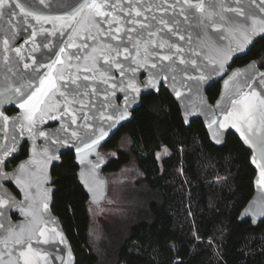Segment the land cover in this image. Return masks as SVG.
I'll return each instance as SVG.
<instances>
[{
    "label": "water",
    "instance_id": "1",
    "mask_svg": "<svg viewBox=\"0 0 264 264\" xmlns=\"http://www.w3.org/2000/svg\"><path fill=\"white\" fill-rule=\"evenodd\" d=\"M10 2L14 4L17 0H10ZM19 2L25 6L26 10L33 11L35 15L42 17H60L70 14L71 9H69V5L78 6L83 0H43V3H41V0H19ZM154 2L160 4L162 3V0H154ZM191 2L197 3L198 0H191ZM258 2L259 0H257V3ZM172 3L173 0H169V4ZM213 3L216 4L215 9L210 7ZM205 8L208 13L207 19L200 16V13H196L195 16L191 15V10H185L184 15H180L181 6L179 4H177L174 9H169L166 14L165 12L157 11L156 9H153L151 13H145L149 19L144 21V23L151 25V28H148L145 31V35H147V32H153L155 33L153 40H155L156 45L158 46L160 43L166 45L163 49L154 46L155 51L152 53L153 57L157 55L160 57L168 55L172 56V60L152 59L149 61V63H157L158 69H162L156 87L147 84V81L150 78L149 69L137 68L135 81L140 91L133 94L135 97L134 99L132 96L129 97L127 117L111 128L109 127L110 122L106 123L100 119L101 112H105V115H108L111 114L112 111L105 101L106 93L104 91L109 87L111 80H109V84L103 82L106 78L101 76V72L104 71L102 67L103 60L100 58L98 52L94 53L92 51L93 48H98L100 44H93L91 40L85 41L75 37L69 41L68 37L71 33L66 27L61 26L62 22L60 21H56L54 27L51 21H38L34 16H25L24 13L20 12L19 8L4 10L5 14L0 17V92L18 87L22 82L21 77L28 79L33 75L32 67L50 64L56 59L57 55H59L64 61V65L58 67L63 68L62 74L65 77V82L79 77L77 84L80 85V87L76 91L71 92L69 98L72 99L74 97L80 104L85 105L83 109L79 107L71 109L76 112L77 123L76 125L70 126L67 134L63 131H58L61 130L60 120L46 119L44 123L39 125L40 130L45 132L57 130L58 135L68 139V142H61L49 149L50 154L56 157L50 162H47L46 164L36 163L29 166V174L35 178L32 181V187L29 189L32 197V200L30 201V203H32V208L30 210L34 211L37 214L38 219L48 225L49 230L55 227L61 232L64 239V243H60V238L53 237L49 231V244H34V247L38 252L41 254L47 253V259H38L36 264H61V259L57 258L59 257L64 261H67L69 251L71 252L72 257L70 264H76V256L70 240L63 229L60 218L52 210L53 193L55 191V185L52 183V167L61 161V155L64 152L72 150L74 154V162L77 166L76 176L78 183L85 191L88 201L99 208L108 191V180L104 173L107 156L101 148L121 125L132 119L133 110L140 105L143 95L152 91L158 93L161 86L169 92L177 103L182 120L186 126H188L192 120L201 119L209 140L214 145H223L226 141L227 134L233 132L238 136L241 143L250 151L249 160L255 171L252 179L253 192L245 205L240 209L237 221L242 222L249 220L252 225H256L264 219V216L259 214L253 216L251 212L247 211L252 206H256V209L260 206H264V188L256 184L259 175V168L252 162L254 150L245 142L244 137L241 135V131L238 127L233 126V123H228L225 128H219V123L224 121V116L227 111L233 108L232 101H239L244 93L249 91L243 83V74L246 72L249 65L255 63L259 72H264V66H259L254 59H250L243 64L233 65V61L237 57L245 55L250 50L253 43L258 38L264 37V34H257L252 42L244 49L234 51L231 57L226 61L223 71H209V69L216 67L211 61L218 59L217 50L224 51L229 46L232 48L236 47L237 38L231 34L230 24L223 23V26L220 27L222 22L220 21L219 16L223 15L226 21H234L236 24H244L245 17L239 15L240 11L245 13L255 11L256 16L254 18L258 21L264 19V13L259 11L252 0H205ZM9 12L16 13V15L12 17L16 23L12 25L11 28V31L15 32L16 35L14 39L9 40V47L12 51L7 53L9 62L6 63L3 59L5 53L3 51L2 42L5 36L9 35ZM153 15L156 17L155 20L151 19ZM197 17H200V22L197 21ZM160 19L166 21L167 27L159 23ZM73 23H75V21H73ZM120 26L122 28L131 27V25L124 23ZM102 27L106 26L102 25ZM41 28L46 29L47 31L40 33ZM136 28L139 29V25H137ZM169 29L172 31H169ZM33 30H36L38 33L35 43L31 40V33ZM53 32H56V35H52ZM91 34L97 35V40L100 43H110L113 47L119 45L122 57L125 55L123 53L125 47L129 48V51L131 52L132 45L128 42V38L124 36L123 32L120 33L121 40L119 41L110 40L104 34L98 35L95 29L92 30ZM85 35L86 33L84 32L80 33L81 37ZM132 36L133 40L139 38L135 34H132ZM181 36H183L184 39H180ZM67 43H75L79 45L80 50L77 51L75 48L66 47ZM45 45H47V47H45ZM85 45H87L86 48ZM168 46H171V50H169ZM60 47H65V53H59ZM16 48L21 49V55L24 57L23 59L16 56ZM177 48L182 49V51L177 53ZM132 55L135 57L134 52ZM181 56L185 59L184 64L180 63ZM69 57H71L72 64L70 69L68 67ZM94 57L95 60H93ZM33 58L35 59L36 64L25 69L23 65L25 63L31 65ZM192 60H196V65L191 63ZM129 62L130 61H124L125 66H127ZM93 63H95L96 66L94 71L91 73L85 71L86 68H92ZM169 65L172 66L171 71L168 70L167 66ZM44 72H46V69L41 68V75H43ZM235 72H239L241 75L235 82H233L232 77ZM55 74L59 76L61 73L57 72ZM201 74L204 75L205 79H196ZM85 76H88L89 79L85 80ZM107 76H110L116 81L120 80V73L115 68L108 72ZM165 76H168L169 79L165 80ZM189 77H192V79H189ZM225 81H229L227 86L225 85ZM215 82L219 83V91L215 99L210 101L207 89ZM249 83L252 84L257 92L264 95V84H256L252 81H249ZM59 84L60 81L58 80V85ZM34 86H38V81L35 82ZM70 87L76 88L74 85H70ZM94 89L95 92L93 91ZM63 90L64 89L61 88V91ZM177 91L181 93L180 96L176 95ZM108 95L113 104L117 106L124 105L125 93L117 90L114 96H111V93H108ZM18 103V101H12L0 105V112L9 118L6 126L3 124V121L0 120V151L5 147L15 149L11 152V155L6 158L3 166V171L7 173L14 172V170L18 169L20 164L26 163L33 158L32 139L26 132L21 136L20 128L18 126H13L15 118L20 116L22 111L19 108ZM10 108H14L16 111L7 113V110ZM208 109H212L213 111H208ZM84 114H87L89 117L87 121L82 119ZM212 119H216L217 124L210 128L209 125ZM257 119H260L259 115L257 116ZM64 121L68 122L69 117H64ZM50 124L54 125L49 127ZM86 124L91 125V127H86ZM101 128H103L108 135L100 141L95 151L89 152L85 156L83 162H81L77 158L76 147H83V143H90L89 138H95V136L99 134ZM71 131H77L81 139H69ZM214 131L219 133L218 141L213 138ZM13 137H15L14 143L12 139ZM24 143H27V155L19 159L8 169V163L20 153V149ZM36 145L38 148L45 147V138L37 137ZM35 159L40 161L42 157L37 156ZM90 188L94 189V192L90 191ZM0 192H7L17 202L25 200V193L16 184L14 178L5 180L3 177H0ZM45 192L47 194L46 198L44 197ZM44 203H47L48 205L46 211L43 209ZM49 218H51V220H49ZM0 222L11 226H24L25 228L29 226L28 218L22 214L18 207L7 209L6 219H0ZM11 230L18 231L19 229L13 227ZM3 239H5L4 230L0 229V240ZM8 243L11 248V241ZM0 250H3L2 244H0ZM17 255L18 250L14 252L11 257L13 262L16 261Z\"/></svg>",
    "mask_w": 264,
    "mask_h": 264
},
{
    "label": "trees",
    "instance_id": "2",
    "mask_svg": "<svg viewBox=\"0 0 264 264\" xmlns=\"http://www.w3.org/2000/svg\"><path fill=\"white\" fill-rule=\"evenodd\" d=\"M250 59L264 66V37L233 65ZM218 91V82L209 86L210 101ZM123 134L130 139L129 152L117 148ZM103 148L116 149L104 171L117 170L133 156L148 188L147 206L136 213L107 264H264V219L256 225L237 221L252 195L255 171L250 151L235 133L229 132L223 145H214L201 119L184 124L177 103L161 86L158 93L143 95L132 119ZM162 148L167 154L158 158ZM25 154L23 146L11 163ZM76 170L72 150L52 167V210L70 240L76 264H97L89 242L91 203Z\"/></svg>",
    "mask_w": 264,
    "mask_h": 264
},
{
    "label": "snow or ice",
    "instance_id": "3",
    "mask_svg": "<svg viewBox=\"0 0 264 264\" xmlns=\"http://www.w3.org/2000/svg\"><path fill=\"white\" fill-rule=\"evenodd\" d=\"M256 4L260 12L264 13V0H252ZM43 3V0H41ZM179 4L181 6L180 15H184L185 10H191V15L195 16L196 13H200V16L207 19L208 13L205 8V0H198L197 3H192L191 0H173L172 4H169V0H162V3L156 4L154 0H83V2L76 5H69L71 12L69 15L60 16V17H42L35 15L33 11L26 10L19 0L16 3H11L10 0H0V17L5 13V9L10 8H19L21 13H24L25 16H34L38 21L43 20L45 22L51 21L55 27L56 21H60L62 27H66L71 33L68 39L71 41L73 37L77 39H83L85 41L91 40L93 44H100L98 48H93L94 53L98 52L100 58L103 60V69L101 76L106 77L104 79L105 84L111 83L109 87L105 89V101L107 106L111 108V114L105 115V112H101L100 119L106 123H109V127H114L115 124L119 121L124 120L127 113V106L129 105V97L132 96L134 99L135 93L140 91L137 83L135 81V73L137 68H148L149 69V80L147 81L148 85L156 87L159 82L160 71L158 69L157 63H149L150 60H167L171 61L172 56L165 55L163 57L155 56L153 57L152 53L155 51V47L163 49L166 47L164 43L156 45L153 36L155 33L145 31L148 28H151L150 24H145L144 21L149 19L145 15L146 12L151 13L153 9L157 11H163L165 14L169 9H174L175 6ZM186 6V7H185ZM213 9L216 8V4L213 3L210 5ZM234 11V10H233ZM9 35L5 36L3 39V51L5 53L3 59L7 63L9 62V57L7 53L12 51L9 47V40L14 39L16 33L11 31L12 25L16 22L12 19L15 12H9ZM239 15L245 17L244 24H236L234 21H226L223 15L219 16L223 26V23H229L231 28V34L237 38L236 47L232 48L229 46L224 51H218V59L211 61L216 67L209 69L210 72H216L217 70L223 71L226 61L231 57L234 51H240L244 49L248 44H250L253 38L257 34H264V19L256 20L255 11H250L245 13L243 11L239 12ZM151 19L155 20L156 17L153 15ZM75 21V23H73ZM197 21L200 22V17H197ZM124 23L131 25V27L122 28L120 25ZM159 23L167 27L165 20L160 19ZM102 25L106 27H102ZM139 25V29L136 26ZM95 29L97 34H104L110 40H121L120 33L123 32L124 36L128 38V42L132 45L131 52L129 48L125 47L123 49V55L119 50V45L113 47L110 43L104 44L100 43L97 40V35H92V30ZM46 29L41 28L40 33L46 32ZM169 31H172L169 29ZM86 33L85 36L81 37L80 33ZM63 34V33H62ZM132 34L138 36V39L133 40ZM38 33L36 30H33L31 33V40L35 43ZM52 35H56V32H53ZM180 39H184L183 36ZM39 47V46H37ZM47 47V45H45ZM66 47L75 48L77 51L80 50V46L75 43H67ZM87 45H85V48ZM171 50V46H168ZM182 49L177 48L176 52L180 53ZM135 53L133 57L132 53ZM16 56L23 59L21 55V49H15ZM59 53H65V47L59 48ZM122 57V58H121ZM95 60V57L93 58ZM124 61H130L127 66H125ZM174 63V61H173ZM180 63L184 64L185 59L183 56L180 58ZM191 63L196 65V60H192ZM36 64L35 59H32V64L25 63L23 67L28 69ZM64 61L57 55L56 59L47 65H40L39 67H32L33 75L25 79L21 77V83L18 87L10 88L4 92H0V105L18 101V106L22 110L20 116L15 118L13 126H18L20 128V135H24L25 132L33 141L32 153L33 158L22 163L18 166V169L14 170L12 173H7L3 171V166L5 164L6 158L11 155V152L15 149L5 147L0 151V177H3L5 180L14 178L16 184L20 187L25 193V200L17 202L12 198L7 192H0V219H6V210L12 207H18L22 214L28 218L29 226L25 228L24 226H11L6 225L3 222H0V229L4 230L5 239L0 240V244L3 245V250H0V264H36L38 259H47V253L41 254L36 250L34 244H43L47 245L50 243L49 231L53 237H59V242L64 243L62 233L59 232L55 227L49 230L48 225L43 223L42 220L38 219L37 214L34 211H31L32 200L29 189L32 187V181L35 179L32 175L29 174V166L41 163L46 164L52 159L56 158L54 155L50 154L49 149L53 148L56 144L61 142L67 143L68 139L60 137L58 131H63L68 133L71 125H76L77 115L75 111H72V108L79 107L83 109L85 105L80 104L74 97L69 98V94L73 91H76L80 85L77 84L76 79H70L68 82H65V77L62 74L63 68L58 66H63ZM69 69L72 67L71 57H69L68 63ZM95 63H93L92 68H86L85 71L91 73L95 69ZM168 70H172V66H167ZM41 68H45L46 72L41 75ZM113 68L119 71L120 80H113L110 76H107V73L110 72ZM60 72L61 74L57 76L55 73ZM241 74L239 72L233 73L232 80L233 82ZM244 75V86L249 89L248 92L244 93L239 101H232L233 108L228 110L224 116V121L219 123V128L227 127L228 123H233V126L238 127L241 131L242 137H244L245 142L248 143L254 150L253 163L259 168V175L256 180V184L264 188V95H261L260 92H257L249 81L255 82L256 84H264V72H259L256 68L255 63L249 65ZM85 80H88L89 77L85 76ZM165 80L169 79L168 76L164 77ZM174 79V78H173ZM192 79V77H189ZM196 79L203 80L205 79L204 75L201 74ZM58 80L60 84L58 85ZM38 81V86H34L35 82ZM229 81H225L227 86ZM70 85L76 86V88H71ZM61 88L64 90L61 91ZM125 93V101L123 106H117L111 102L110 96L108 93H111V96H114L116 91ZM95 92V89L93 90ZM177 96H180L179 91L176 92ZM63 102V103H61ZM94 107V106H89ZM106 111V109H105ZM208 111H213L208 109ZM259 115L260 119H257ZM69 117V121L65 122L64 117ZM60 120L61 121V130H54L50 132H45L40 130L39 125L44 123L45 120ZM82 119L87 121L89 119L87 114L82 116ZM0 120L3 121V124L6 126L9 118L4 116L0 112ZM217 124L216 119H212L209 125L212 128L213 125ZM86 127H91V125L86 124ZM108 133L104 131L103 128L99 130V134L95 138H89L90 143H83V147H76L77 158L83 162L85 156L89 152L95 151L96 147L99 145ZM219 133L214 131L213 138L218 141ZM37 137L45 138V147L38 148L36 145ZM13 143L15 142V137L12 138ZM69 139L80 140L77 131H71ZM159 156V154H157ZM37 156L42 157L40 161H37L35 158ZM83 175V174H82ZM90 191L94 192V189L90 188ZM46 192L44 197L46 198ZM7 197V198H5ZM48 208L47 203L43 204V209L46 211ZM256 206L250 207L247 211L251 212L253 216L259 214L264 216V206H260L258 209ZM51 220V218H49ZM13 227L18 228V231H12ZM9 241H11L12 247H9ZM18 250L17 259L15 262L12 261L11 257L14 252ZM61 264H70L71 262V252H68V260L64 261L62 258Z\"/></svg>",
    "mask_w": 264,
    "mask_h": 264
},
{
    "label": "rangeland",
    "instance_id": "4",
    "mask_svg": "<svg viewBox=\"0 0 264 264\" xmlns=\"http://www.w3.org/2000/svg\"><path fill=\"white\" fill-rule=\"evenodd\" d=\"M117 148L129 152L130 139L126 134L120 137ZM101 150L107 157L116 153L115 148ZM157 154L158 158H161L167 154V150L162 148ZM104 173L108 180L106 197L99 208L93 204L89 205V242L98 257L97 264L112 261V250L127 235L130 225L137 217L136 213L148 204V188L133 156L117 170Z\"/></svg>",
    "mask_w": 264,
    "mask_h": 264
},
{
    "label": "flooded vegetation",
    "instance_id": "5",
    "mask_svg": "<svg viewBox=\"0 0 264 264\" xmlns=\"http://www.w3.org/2000/svg\"><path fill=\"white\" fill-rule=\"evenodd\" d=\"M16 111V109H14V108H10V109H8L7 110V113H12V112H15ZM54 124H50L49 125V127H51V126H53ZM23 146H25L26 147V154H25V156L27 155V143H24L23 145H22V147ZM21 147V148H22ZM20 151H21V149H20ZM19 156V154L16 156V157H18ZM25 156H22L21 158H23V157H25ZM15 158V157H14ZM13 158V159H14ZM20 157L19 158H17L16 160H15V162L14 163H11L12 162V160L8 163V166H7V168L9 169V168H11L19 159H21Z\"/></svg>",
    "mask_w": 264,
    "mask_h": 264
}]
</instances>
